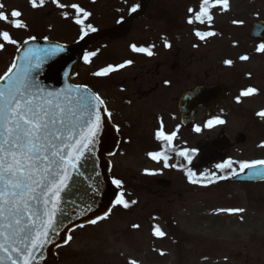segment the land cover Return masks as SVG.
I'll return each instance as SVG.
<instances>
[{
    "label": "rangeland",
    "instance_id": "1",
    "mask_svg": "<svg viewBox=\"0 0 264 264\" xmlns=\"http://www.w3.org/2000/svg\"><path fill=\"white\" fill-rule=\"evenodd\" d=\"M60 1L68 6L85 4L86 0ZM115 2L121 4L125 14L129 5L136 1L98 0L93 10L103 12L108 3L110 7ZM0 3L5 4L7 13L14 9L22 13L20 19L26 23V29H13L11 25L0 22V29L10 30L18 43L30 34L60 43H70L80 35L74 29L69 30L70 24L61 19L63 13L52 5L35 12L30 10L27 0H0ZM150 5L152 11L161 10L176 16L174 23L177 29L173 30V36H176L178 47L181 48V41H186L189 49L196 45L192 70L188 68L185 71L182 65L179 68L181 72L189 76L197 74L201 85L216 82L229 89L227 101L220 106L218 113V118L225 123L205 127L206 138H215L221 131L232 139L242 133L246 142L235 145L228 152L227 161L251 163L264 160V147L261 146L264 145V119L257 117V113L264 110V53L257 52L258 46L249 40L248 33L255 21H264V0H229L228 11L217 8L212 14L211 24L217 35L202 42L194 39L185 21L189 16L185 14L186 9L198 6V0H150ZM102 18L103 23H112L109 15ZM233 21L243 23L234 24ZM148 28V35L160 42L166 35L164 20L154 23V26L148 25ZM126 45L116 43L111 46L113 57L123 59ZM15 49L16 46L6 45L5 50L0 51V76L7 71ZM108 55L106 49L94 61L91 58L92 63L79 70L73 83L81 84L85 80L91 83L94 68L98 67L97 61ZM243 55L249 59L241 61ZM160 56L168 62L170 53H161ZM225 60H232V65H226ZM133 72L128 70L114 77H128ZM135 74L138 75L139 70ZM249 87L255 88L256 94L240 97L238 105L235 104L238 91ZM114 163L115 172L121 176L124 168H132L135 172V162L123 156H117ZM233 167L237 170L238 165ZM219 173L215 166L209 168L208 182L221 176ZM218 184L176 199L171 196L174 189L166 193L157 192L164 195L161 198L138 193L135 189L133 194L129 192L130 206L127 209L117 207L103 221L74 231L70 243L58 251V264H129L133 260L137 264H264V183L252 187ZM133 200L135 204H131ZM228 209L244 211L228 214L225 211ZM154 226H159L165 236H155Z\"/></svg>",
    "mask_w": 264,
    "mask_h": 264
},
{
    "label": "snow or ice",
    "instance_id": "2",
    "mask_svg": "<svg viewBox=\"0 0 264 264\" xmlns=\"http://www.w3.org/2000/svg\"><path fill=\"white\" fill-rule=\"evenodd\" d=\"M33 9L42 8L46 0H29ZM58 8L69 7L52 0ZM220 6L223 11L229 10V0H200L199 10L190 7V17L187 23L201 25L208 23L211 26L213 15L211 10ZM5 4L0 3V22L11 25L13 29H26V23L20 19L22 13L19 10L5 11ZM75 10V23L80 26L83 40L89 32L96 29L91 25H85V20L91 15L79 5L70 6ZM139 6L131 8V12H137ZM67 18L68 14L63 13ZM81 15L83 19H81ZM11 17V19H10ZM234 24H242V21H233ZM194 35L205 40L206 37L216 36L215 31L195 30ZM35 40L36 37H31ZM164 40V47L170 48L171 44ZM29 40H24L27 45ZM6 45H13L19 50V43L13 37L10 30L0 29V51L5 50ZM196 45H194L195 47ZM152 47H138L131 45L134 53L153 56ZM64 47L56 45L51 48H27L23 55L17 57L3 76H0V264H33L37 256V249H43L47 243V237L56 224V216L60 211L61 193L68 188L71 180L70 170H76L85 152H90L95 145L103 128L101 117L104 101L97 94H89L87 89L71 85L59 91H48L37 79L38 73L50 58L64 52ZM257 52L264 53V43L257 47ZM96 53H85L84 62L89 63L90 56ZM249 57L243 55L241 61H247ZM133 61H126L119 66H108L93 73L94 76L103 77L112 72L131 65ZM224 63L231 66L232 60ZM67 75V73H65ZM167 83V82H166ZM77 93L73 96L72 93ZM257 90L249 87L241 91L240 97H248L256 94ZM237 97V103L240 102ZM106 111V109H104ZM110 117L111 113H107ZM264 119V110L257 113ZM225 121L216 118L207 121V127L223 124ZM178 131V129H177ZM177 131L166 134L161 121L160 129L155 136L158 141L166 142L165 148H170L177 136ZM197 133L201 131L195 128ZM264 147V145H261ZM192 163V153L187 150L176 153ZM149 157L156 162L163 160L164 167H176L169 165L167 151L152 152ZM233 161L228 160L216 165L221 172L231 169L232 176H239L245 169L264 168V160H256L251 163H240L237 172L233 167ZM184 171L192 184H197L196 173L190 168ZM145 174L155 175L146 170ZM256 175L264 177V172ZM202 179H209L205 174ZM217 179H227L219 176ZM214 182V181H210ZM112 183L119 189L122 182L114 179ZM206 186V185H202ZM136 201H131L135 204ZM116 205L127 209L130 204L124 199V193L120 192L116 199ZM228 214H238L243 209L225 210ZM106 217H101L105 219ZM96 224V220H91ZM139 227V225H133ZM153 234L164 237L165 233L154 226ZM69 241L71 236L67 238ZM42 254V253H41ZM163 254V253H161ZM129 264H137L129 261Z\"/></svg>",
    "mask_w": 264,
    "mask_h": 264
},
{
    "label": "flooded vegetation",
    "instance_id": "3",
    "mask_svg": "<svg viewBox=\"0 0 264 264\" xmlns=\"http://www.w3.org/2000/svg\"><path fill=\"white\" fill-rule=\"evenodd\" d=\"M175 15L165 14L161 10L149 11L145 18L139 19L132 25V30L123 39L114 41H101L95 45V51L102 52L105 49L116 45V43H128L125 46V55L123 59L118 60L113 57L111 66H119L126 61L133 63L123 69L112 72L107 76H96V93L105 102L107 113H111V123L116 126L117 134L120 136L117 153L111 157L112 167L111 174L114 179L122 182V189L128 193L124 197L128 200L129 192L133 194L135 189L138 193L151 196L162 194L170 189H174L172 199L197 193L199 190L206 189L207 180L202 177L207 174V170H193V163L199 156L197 145L198 142L205 140V123L211 119L201 109H196L193 126L189 129L180 121L181 113L178 105L179 99L184 93L193 91L195 87L200 86L199 78L196 75H186L179 68L182 65L185 71L192 70L194 45L189 49L186 47L187 42L181 41V48L176 45V36H173V30L177 29L174 19ZM164 20L167 41L171 44L170 48L164 47V41L154 39L149 36V26ZM137 32V35H133ZM164 37V36H163ZM161 38V37H160ZM131 45L138 47H152L153 56L134 53ZM113 51V48H109ZM182 49V50H181ZM170 53L168 62L162 59L161 53ZM158 57V59H155ZM154 61V63H153ZM101 70V67L98 69ZM128 70L134 71L131 76L115 78ZM136 70L139 74L136 75ZM173 71L171 74L166 71ZM187 73V72H186ZM188 74V73H187ZM167 82V83H166ZM205 85V84H204ZM216 112L211 116H215ZM161 121L163 122L166 134L177 131V136L170 148H165L166 142L156 139V132L160 129ZM199 127L200 132L194 131ZM221 133V132H220ZM187 150L192 153V163L187 161L176 153ZM167 151L169 155V165L176 167H164L163 160L160 162L153 161L149 153ZM117 156H123L126 160L135 162V172L132 168L123 169L122 176L115 172L114 160ZM185 168H190L196 173L197 184L189 182ZM153 172L155 175H147L145 172ZM163 179L167 180L170 185H164L158 182ZM160 192V193H157Z\"/></svg>",
    "mask_w": 264,
    "mask_h": 264
},
{
    "label": "water",
    "instance_id": "4",
    "mask_svg": "<svg viewBox=\"0 0 264 264\" xmlns=\"http://www.w3.org/2000/svg\"><path fill=\"white\" fill-rule=\"evenodd\" d=\"M148 0H139V9L132 13L125 22L113 29L94 32L83 40L73 45H60L64 47V52L58 53L42 65L37 79L48 91H59L71 85V80L77 75L80 61L84 50L94 44L95 41L105 37L114 39L125 36L130 29L131 22L141 17L147 9ZM251 38L264 43V23H256L251 30ZM59 45L54 42L43 40H29L27 45L22 44L15 53V58L23 55L27 48H51ZM67 73V75H65ZM3 82H0L2 85ZM76 87V86H73ZM80 87V86H79ZM84 90L83 87H80ZM89 94L91 92L88 90ZM73 96L77 93L73 92ZM200 96L202 107L208 104H216L224 97L221 88L200 89L191 96ZM213 106H211V109ZM103 128L95 145L90 152H85L76 170H70L71 180L68 181V188L61 193L60 211L56 216V224L47 237V243L43 249H37V256L33 264H56L57 258L54 251L67 242L68 234L72 229L91 225V220L99 221L105 217L118 195V190L114 187L109 178V164L104 155H110L116 149L118 136L115 129L110 125L103 108L101 110ZM238 141L243 142V137L239 136ZM231 142L226 137H220L214 142H204L201 144L202 158L201 165H209L215 160L223 159L231 146ZM200 166V165H199ZM202 167V166H201ZM257 172H264V168L247 169L244 175L236 181H263L264 177L256 175ZM42 253V254H41Z\"/></svg>",
    "mask_w": 264,
    "mask_h": 264
}]
</instances>
